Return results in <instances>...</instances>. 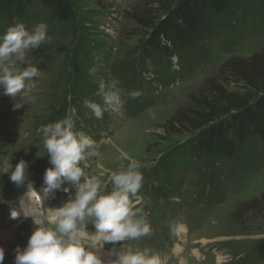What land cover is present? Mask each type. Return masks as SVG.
<instances>
[{
    "label": "rangeland",
    "instance_id": "1",
    "mask_svg": "<svg viewBox=\"0 0 264 264\" xmlns=\"http://www.w3.org/2000/svg\"><path fill=\"white\" fill-rule=\"evenodd\" d=\"M151 1L149 13L142 11L143 0H73L78 33L68 34L57 25L47 24L50 43L31 53L40 61L36 67L41 72L33 80V101L14 110L13 99L0 88V166L6 160L13 168L19 160L26 161L29 178L40 196L37 199V194L27 192L26 186L17 188L9 179L10 173L0 175V233L12 230L6 243L0 238V247L5 250L3 264H14L15 248L26 246L35 228L33 215L43 216L48 208L60 207L76 191L72 186L68 193L57 191L55 198H44L43 174L51 165L41 129L69 113L84 67L82 47L100 44L110 53V62L122 60L130 48L146 39L150 29L145 24L159 14V4L171 7L178 0ZM247 5L246 1L235 0L234 21L240 24L233 28L239 38L234 45L223 40L222 26L220 37L208 44V55L199 66L186 71L179 82L161 88L154 104L135 117L126 115L121 101L118 113L105 112L107 120L97 122L98 139L91 138L96 154L88 158L85 173L106 182L108 190L110 174L128 163L118 160V150L143 163L144 182L139 194L146 201L141 207L151 234L125 243L147 250L149 255H159L162 264H264L246 256L264 237V199L263 203H255L264 194V163L214 173L215 189L210 195L204 188L209 173L203 167L183 170L177 180L170 181L169 188L163 185L161 170L168 155L199 132L182 121L184 115L190 117L207 110L215 94L220 101L226 97L255 99L256 92L231 73L220 75L222 64L230 57L246 60L255 53H264V17L258 26L252 25L248 19L253 9L247 12ZM19 21L29 29L39 24L29 17ZM95 81L99 88L100 82ZM13 208L20 211L16 219L10 215ZM24 211L30 214L25 216ZM87 230L95 231L92 224ZM111 247L105 245L104 250Z\"/></svg>",
    "mask_w": 264,
    "mask_h": 264
},
{
    "label": "trees",
    "instance_id": "2",
    "mask_svg": "<svg viewBox=\"0 0 264 264\" xmlns=\"http://www.w3.org/2000/svg\"><path fill=\"white\" fill-rule=\"evenodd\" d=\"M242 1L248 3L247 12L253 9L248 21L258 26L264 17V0ZM151 4V0H143L142 11L150 13ZM159 5V14L145 24L150 29L146 39L130 48L122 60L110 62V53L100 44L82 47L84 67L71 108L77 110L76 125L92 139H98L97 122L108 118L106 115L98 120L84 107L85 100L102 102L95 80L109 84L115 79L126 93L141 91L142 95L135 100L129 99L126 93L121 97L126 115L135 117L154 104L161 88L179 82L186 71L206 59L207 46L220 37L222 26L224 41L232 46L239 40L234 33L240 24L234 21L235 0H178L171 7ZM23 17L57 25L68 34L76 35L79 31L73 0H0L2 35ZM136 21L139 23L138 17ZM93 68L95 72L90 74ZM227 72L254 90L255 99L226 97L220 101L215 94L207 110H199L190 117L184 115L182 121L186 120L199 132L174 149L162 164L164 186L169 188L170 181L177 180L188 167L199 166L209 173L204 188L210 195L215 189L214 173L264 163V53H255L246 60L230 57L220 68V75ZM216 88L220 91V86ZM263 199L264 194L255 203ZM248 255L264 261V237L255 242Z\"/></svg>",
    "mask_w": 264,
    "mask_h": 264
},
{
    "label": "clouds",
    "instance_id": "3",
    "mask_svg": "<svg viewBox=\"0 0 264 264\" xmlns=\"http://www.w3.org/2000/svg\"><path fill=\"white\" fill-rule=\"evenodd\" d=\"M46 43H50V37L44 22L29 29L19 21L0 35V88L13 99L14 110L33 101L30 95L33 80L39 78L41 72L36 67L40 61L31 53ZM25 64L27 66L23 67ZM94 72V68L90 69V74ZM125 93L118 80L113 79L107 85L101 82L97 94L102 95V102L85 100L84 107L96 119H103L105 112L120 111L121 97ZM126 94L132 100L142 95L139 90ZM78 119L77 110L71 108L63 119L41 129L43 147L51 165L43 174L44 198H55L57 191L68 193L72 186L76 191L60 207L48 208L43 216L33 215L37 227L26 246L15 248L14 264H162L159 255H149L147 250L141 251L125 243L151 234L141 207L146 201L139 194L144 182L143 163L118 150V160L128 163L110 174L111 190L101 179L88 177L85 169L88 158L96 154L95 145L90 136L77 128ZM28 167L23 159L14 168L11 161L6 160L0 166V175L10 173L9 179L17 188L26 186L27 192L37 194ZM39 197L37 194V199ZM29 214L24 211L25 216ZM10 215L16 219L20 211L13 208ZM89 224L94 226V232L87 230ZM105 245H112L107 251L110 257L107 261L101 255ZM4 257L5 250L0 247V264Z\"/></svg>",
    "mask_w": 264,
    "mask_h": 264
},
{
    "label": "bare ground",
    "instance_id": "4",
    "mask_svg": "<svg viewBox=\"0 0 264 264\" xmlns=\"http://www.w3.org/2000/svg\"><path fill=\"white\" fill-rule=\"evenodd\" d=\"M34 227H37V226L34 224ZM11 234H12V230L7 229L6 232H4V233L1 232L0 233V238L2 240L4 239V242L6 243V241L9 240V239L7 240L6 237H8ZM101 255H102V259H104L105 261H107L108 259H110V257H108V255H107V251H105L104 249L101 250ZM112 259H114V258H112Z\"/></svg>",
    "mask_w": 264,
    "mask_h": 264
}]
</instances>
